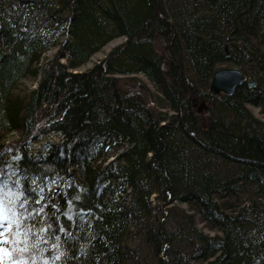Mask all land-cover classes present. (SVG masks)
Here are the masks:
<instances>
[{"label":"trees","instance_id":"1","mask_svg":"<svg viewBox=\"0 0 264 264\" xmlns=\"http://www.w3.org/2000/svg\"><path fill=\"white\" fill-rule=\"evenodd\" d=\"M223 65L255 86L211 94ZM138 74L155 108L123 89ZM249 106L264 116V0H0V263L264 264Z\"/></svg>","mask_w":264,"mask_h":264},{"label":"rangeland","instance_id":"2","mask_svg":"<svg viewBox=\"0 0 264 264\" xmlns=\"http://www.w3.org/2000/svg\"><path fill=\"white\" fill-rule=\"evenodd\" d=\"M61 16H66L64 13L61 14ZM66 26L60 28L58 31H56V34L60 37V41H64L66 39ZM125 41V38H119L116 39L114 41H111L110 43H108L106 46H104L98 53H96L95 55H93V57L86 63L84 64V66H82L80 69H78V72H84L87 71L89 69H91L95 64L99 63L100 61H102L106 55L118 44L122 43ZM56 55V49H52L50 51H48L47 53L44 54L42 61L40 62V66H43L44 64L52 61L54 59ZM61 62L66 63V60L63 59L61 60ZM223 68H227V69H233L235 67L231 66V65H223L222 67H220L219 69H223ZM123 79L121 80L122 83V87L123 89L130 94H136L141 96L146 103H148L149 106L155 108L157 105V99H158V94L156 89L153 87V85L143 76V75H136L134 77L132 76H126V77H120ZM40 77L37 80H33V79H25L23 81H21L17 87V91H30L32 89H34L39 81ZM199 108L201 107V105L198 106ZM198 108V109H199ZM249 108L251 109L252 113L257 116L258 118H260L261 120L264 121V116L261 114L260 109L249 106ZM202 112L204 113L205 110H202ZM201 112V113H202ZM49 137H52V135H49ZM6 139L9 141H15L19 139V134L18 132L15 133H10L7 135ZM55 139L54 141H57V138H53ZM52 139V140H53ZM44 140H40L36 143H33L32 148H38L39 143H43ZM108 159L107 161H111L115 156H117L118 154H120L122 152V149H119L118 151H113L112 149L108 150ZM51 187L49 189H46V192L51 191ZM200 227H202V225H199ZM205 232L213 235L212 232H208L205 230ZM138 239V238H137ZM137 239H131L129 241H127L128 245L131 246H137L138 242ZM4 240V233L0 232V253L2 251H4V246L5 243L3 242ZM1 264V263H0Z\"/></svg>","mask_w":264,"mask_h":264},{"label":"water","instance_id":"3","mask_svg":"<svg viewBox=\"0 0 264 264\" xmlns=\"http://www.w3.org/2000/svg\"><path fill=\"white\" fill-rule=\"evenodd\" d=\"M245 80H246L245 76L237 68L218 69L213 74L211 83L209 85V90L210 93L213 95H218V96H220L221 94L232 95L237 89V87L241 85ZM249 86L250 87L255 86V82L250 81ZM202 110H205L206 113L209 112V108L208 106L205 105V103L201 104V107L199 108V112H202Z\"/></svg>","mask_w":264,"mask_h":264},{"label":"bare ground","instance_id":"4","mask_svg":"<svg viewBox=\"0 0 264 264\" xmlns=\"http://www.w3.org/2000/svg\"><path fill=\"white\" fill-rule=\"evenodd\" d=\"M244 75V74H243ZM245 76V75H244ZM245 78H246V80L241 84V85H239L238 87H240V86H242L244 83H247L248 85H249V83H250V81L247 79V77L245 76ZM237 87V88H238ZM237 90V89H236ZM235 90V91H236ZM198 111H199V109H198ZM201 113V112H200ZM206 113V112H205ZM53 140H55V139H53ZM57 140V139H56ZM57 142V141H56ZM49 196V195H48Z\"/></svg>","mask_w":264,"mask_h":264}]
</instances>
